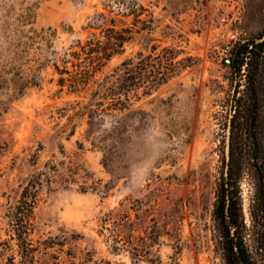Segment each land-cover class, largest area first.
I'll list each match as a JSON object with an SVG mask.
<instances>
[{
    "label": "rangeland",
    "instance_id": "1",
    "mask_svg": "<svg viewBox=\"0 0 264 264\" xmlns=\"http://www.w3.org/2000/svg\"><path fill=\"white\" fill-rule=\"evenodd\" d=\"M100 14L127 41L92 72L68 54L103 39L88 27ZM263 35L264 0H0V264H221L214 209L246 88V65L235 73L222 49ZM129 59L134 73L175 72L120 112L105 92ZM233 181L250 222L245 152ZM28 185L24 248L13 212Z\"/></svg>",
    "mask_w": 264,
    "mask_h": 264
},
{
    "label": "trees",
    "instance_id": "2",
    "mask_svg": "<svg viewBox=\"0 0 264 264\" xmlns=\"http://www.w3.org/2000/svg\"><path fill=\"white\" fill-rule=\"evenodd\" d=\"M114 22V18H108L105 14L98 15L88 27L97 30L106 26L107 33L103 39L96 31L91 32L87 41L91 47L84 52L72 51L68 56L78 62L83 58L82 54H85L84 60L90 63L88 68L97 72L106 61L119 53L127 41L126 36L115 33ZM258 39L239 42L233 50V71L240 74L246 65V88L241 96H238V88L234 97L229 178L222 184L214 209L216 247L221 264H264V40ZM78 44L81 46V41ZM76 66L82 68L79 62ZM122 66L123 73L117 78L116 84L105 92L111 99V108L120 112L130 108L132 97L140 98L139 94H131L134 87L147 83L144 94L149 96L166 84L175 72L172 61L157 74L150 68L154 66L147 64L141 71L134 73L130 59L124 61ZM66 81L67 78L62 77L58 84L65 87ZM72 83L68 90L71 93L79 92L82 85L80 81L74 78ZM244 152L255 161L258 175L250 222H247L244 215L238 191L233 187V179L239 173ZM29 185L25 187L13 212L18 239L24 248H29L27 235L32 227L31 215L36 207V192L33 203L27 200Z\"/></svg>",
    "mask_w": 264,
    "mask_h": 264
},
{
    "label": "water",
    "instance_id": "3",
    "mask_svg": "<svg viewBox=\"0 0 264 264\" xmlns=\"http://www.w3.org/2000/svg\"><path fill=\"white\" fill-rule=\"evenodd\" d=\"M264 35L258 39V41H263ZM231 138H232V120H229L228 129H227V137H226V146H225V160H226V168H225V179L229 178V170H230V161H231Z\"/></svg>",
    "mask_w": 264,
    "mask_h": 264
},
{
    "label": "built area",
    "instance_id": "4",
    "mask_svg": "<svg viewBox=\"0 0 264 264\" xmlns=\"http://www.w3.org/2000/svg\"><path fill=\"white\" fill-rule=\"evenodd\" d=\"M233 51L230 46H226L222 49V58L226 65H230L232 63Z\"/></svg>",
    "mask_w": 264,
    "mask_h": 264
}]
</instances>
